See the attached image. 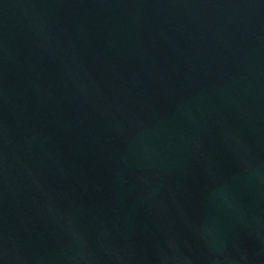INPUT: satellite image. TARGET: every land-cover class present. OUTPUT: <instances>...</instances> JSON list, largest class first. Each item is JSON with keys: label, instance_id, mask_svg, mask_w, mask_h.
I'll use <instances>...</instances> for the list:
<instances>
[{"label": "water", "instance_id": "1", "mask_svg": "<svg viewBox=\"0 0 264 264\" xmlns=\"http://www.w3.org/2000/svg\"><path fill=\"white\" fill-rule=\"evenodd\" d=\"M0 264H264V0H0Z\"/></svg>", "mask_w": 264, "mask_h": 264}]
</instances>
